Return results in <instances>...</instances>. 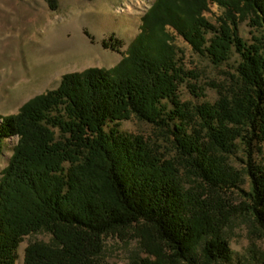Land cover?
<instances>
[{"label":"trees","instance_id":"16d2710c","mask_svg":"<svg viewBox=\"0 0 264 264\" xmlns=\"http://www.w3.org/2000/svg\"><path fill=\"white\" fill-rule=\"evenodd\" d=\"M210 5L222 10L216 24L205 15ZM244 21L250 41L239 34ZM176 36L214 65L239 55L234 82L210 84L214 103L180 99L179 86L200 75L183 66ZM132 117L166 128L175 155L121 132ZM13 137L0 177V264H16L23 238L43 230L54 243H30L23 264H91L104 235L134 225L178 264L229 262L219 190L235 188L264 235V0H156L115 66L63 74L0 115V156ZM239 150L243 169L229 159ZM149 255L135 264H166L164 254Z\"/></svg>","mask_w":264,"mask_h":264},{"label":"rangeland","instance_id":"374dc122","mask_svg":"<svg viewBox=\"0 0 264 264\" xmlns=\"http://www.w3.org/2000/svg\"><path fill=\"white\" fill-rule=\"evenodd\" d=\"M155 1L0 0V115L14 114L34 96L56 87L63 74L115 66L140 32L142 17ZM221 12L216 5H210L205 15L216 24ZM250 29L247 21L239 26L240 36L247 41L251 38ZM104 42L115 44L117 50L105 47ZM174 44L184 55L185 69L200 75L198 79L187 78L179 86L180 99L193 105L214 103L219 93L210 84L228 88L237 75L239 55L234 51L229 60L218 66L207 55L194 52L182 37L176 36ZM187 83L204 89V96H195ZM120 131L143 136L167 157L175 155L166 128L132 117L121 122ZM16 141L17 137H13L4 143L0 177ZM242 158L244 153L240 150L229 155L231 166L243 169ZM191 180L186 181L188 185L198 183ZM241 187L248 189L249 183ZM238 194L233 187L219 190L221 210L228 212L221 232L229 243L231 259L216 264H264L263 232L241 209ZM141 234L134 225L104 235L91 264H135L155 251L164 254L166 264H178L171 261L169 251L149 232L147 239ZM36 241L52 244L55 239L50 230L25 236L17 249L16 264H23L26 247Z\"/></svg>","mask_w":264,"mask_h":264}]
</instances>
